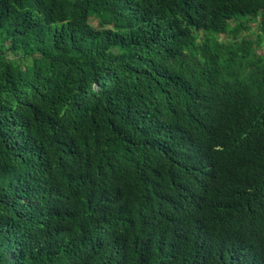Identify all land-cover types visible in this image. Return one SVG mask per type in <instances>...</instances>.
Segmentation results:
<instances>
[{
    "label": "trees",
    "instance_id": "obj_1",
    "mask_svg": "<svg viewBox=\"0 0 264 264\" xmlns=\"http://www.w3.org/2000/svg\"><path fill=\"white\" fill-rule=\"evenodd\" d=\"M259 50L264 0H0V264H264Z\"/></svg>",
    "mask_w": 264,
    "mask_h": 264
},
{
    "label": "rangeland",
    "instance_id": "obj_2",
    "mask_svg": "<svg viewBox=\"0 0 264 264\" xmlns=\"http://www.w3.org/2000/svg\"><path fill=\"white\" fill-rule=\"evenodd\" d=\"M91 23H92L93 25H96V24H97L96 20H94V19L91 20ZM250 34L252 35L253 38H256V36H257V34H255V31L252 32V33L250 32ZM245 35H246V33H245V34H242L241 37H243V36H245ZM221 37L224 39V36H221ZM224 40H225V39H224ZM225 42L228 43L229 40L226 39ZM258 53L264 55V51H263V50H259Z\"/></svg>",
    "mask_w": 264,
    "mask_h": 264
}]
</instances>
